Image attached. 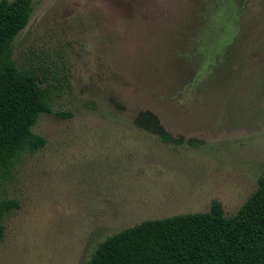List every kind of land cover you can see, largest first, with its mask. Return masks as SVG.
Masks as SVG:
<instances>
[{"label": "rangeland", "instance_id": "rangeland-1", "mask_svg": "<svg viewBox=\"0 0 264 264\" xmlns=\"http://www.w3.org/2000/svg\"><path fill=\"white\" fill-rule=\"evenodd\" d=\"M1 1V0H0ZM9 2L13 0H7ZM14 39L51 112L0 180V264H86L141 222L233 216L264 179V0H33ZM149 111L177 143L136 127Z\"/></svg>", "mask_w": 264, "mask_h": 264}, {"label": "trees", "instance_id": "trees-1", "mask_svg": "<svg viewBox=\"0 0 264 264\" xmlns=\"http://www.w3.org/2000/svg\"><path fill=\"white\" fill-rule=\"evenodd\" d=\"M33 0L0 1V180L23 153H34L45 140L32 133L42 113H50L49 90L35 70H19L12 44L27 26ZM134 124L162 143H177L151 112L139 113ZM18 208L0 201L3 217ZM86 264H264V179L231 217L213 201L208 212L141 222L107 237Z\"/></svg>", "mask_w": 264, "mask_h": 264}]
</instances>
